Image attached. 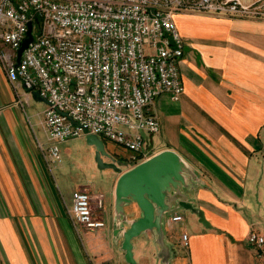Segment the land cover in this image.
I'll list each match as a JSON object with an SVG mask.
<instances>
[{
  "label": "crops",
  "instance_id": "obj_1",
  "mask_svg": "<svg viewBox=\"0 0 264 264\" xmlns=\"http://www.w3.org/2000/svg\"><path fill=\"white\" fill-rule=\"evenodd\" d=\"M261 11L249 16L175 15L185 40L184 92L179 100L169 93L155 99L152 110L161 129L153 154L175 150L194 175L183 190L184 204L164 217L163 241L153 230L132 239L137 264H264V247L248 242L253 229L264 234V8ZM20 94L29 101L34 95L24 88ZM18 97L0 63V264H132L114 221L120 173L105 190L87 184L84 175L63 181L73 189L55 187L41 140ZM150 143L155 145L152 137ZM89 165L97 166L93 157ZM76 189L90 192L104 227L75 225L72 205L65 201H72ZM124 210L130 220L142 215L135 201ZM175 215L182 219L174 221ZM184 233L188 249L181 243Z\"/></svg>",
  "mask_w": 264,
  "mask_h": 264
},
{
  "label": "built area",
  "instance_id": "obj_2",
  "mask_svg": "<svg viewBox=\"0 0 264 264\" xmlns=\"http://www.w3.org/2000/svg\"><path fill=\"white\" fill-rule=\"evenodd\" d=\"M263 8V0H0V63L19 104L20 88L47 100L49 145L38 144L50 169L62 160L60 142L90 133L119 143L126 154L112 156L131 168L151 156L146 136L161 129L157 96L179 100L184 92L185 40L175 15L249 16ZM30 23L32 40L19 57ZM69 213L75 225L105 226L85 189L74 190ZM248 242L261 249L264 234L253 229ZM181 243L188 249V234Z\"/></svg>",
  "mask_w": 264,
  "mask_h": 264
},
{
  "label": "water",
  "instance_id": "obj_3",
  "mask_svg": "<svg viewBox=\"0 0 264 264\" xmlns=\"http://www.w3.org/2000/svg\"><path fill=\"white\" fill-rule=\"evenodd\" d=\"M32 40L31 23L28 37L18 50V56ZM34 96L47 101L35 90ZM89 143L96 146L95 161L99 168H112L120 172L115 188L116 235H123L122 249L126 259L137 264L133 253L132 239L142 232L153 230L159 242L164 238V217L176 205L184 204V188L190 186L189 176H193L185 160L173 149L166 148L135 166L122 171L114 157L106 150L104 140L97 134H87ZM109 160H107V159ZM196 176L193 177L195 181ZM199 181V180H197ZM135 201L142 215L134 220L128 219L124 206ZM129 224V227L126 226Z\"/></svg>",
  "mask_w": 264,
  "mask_h": 264
},
{
  "label": "rangeland",
  "instance_id": "obj_4",
  "mask_svg": "<svg viewBox=\"0 0 264 264\" xmlns=\"http://www.w3.org/2000/svg\"><path fill=\"white\" fill-rule=\"evenodd\" d=\"M46 102L32 95L30 101L24 98L22 107H25L23 112L27 117V122L32 125L39 140L44 142L47 147L49 145L48 135L44 126L39 123L41 112L47 105ZM100 137L104 140L106 150L114 157H120L126 154V150L116 141L107 137ZM151 137L154 139L155 145H149L147 153L150 155L153 154V151L156 149L154 147L160 142V137L157 133L152 136L147 135L146 139L150 141ZM59 146L62 160L52 164V169L47 165V170L49 177L53 180L54 186L59 185L61 190L65 191V188L73 189L72 183L67 184L68 187H66L63 181L67 180L66 182H68L70 176L77 175L86 176L87 184H91L94 188L105 190L111 187L116 174L120 173L114 169H101L98 166L92 167L89 165L90 157H93L95 161L96 146L88 142L87 135L69 138L60 142ZM120 167L122 171L127 169V166L123 165V163H121ZM65 204L68 206L72 205L71 199L67 198Z\"/></svg>",
  "mask_w": 264,
  "mask_h": 264
},
{
  "label": "flooded vegetation",
  "instance_id": "obj_5",
  "mask_svg": "<svg viewBox=\"0 0 264 264\" xmlns=\"http://www.w3.org/2000/svg\"><path fill=\"white\" fill-rule=\"evenodd\" d=\"M109 160V159H108Z\"/></svg>",
  "mask_w": 264,
  "mask_h": 264
}]
</instances>
